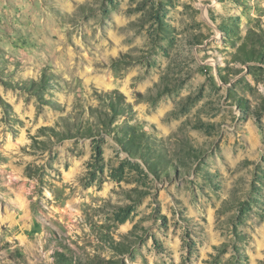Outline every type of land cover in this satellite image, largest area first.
I'll return each mask as SVG.
<instances>
[{
  "label": "rangeland",
  "instance_id": "374dc122",
  "mask_svg": "<svg viewBox=\"0 0 264 264\" xmlns=\"http://www.w3.org/2000/svg\"><path fill=\"white\" fill-rule=\"evenodd\" d=\"M0 264H264V0H0Z\"/></svg>",
  "mask_w": 264,
  "mask_h": 264
},
{
  "label": "trees",
  "instance_id": "16d2710c",
  "mask_svg": "<svg viewBox=\"0 0 264 264\" xmlns=\"http://www.w3.org/2000/svg\"><path fill=\"white\" fill-rule=\"evenodd\" d=\"M114 96H116V97H120V95L117 93V92H113L112 93Z\"/></svg>",
  "mask_w": 264,
  "mask_h": 264
}]
</instances>
